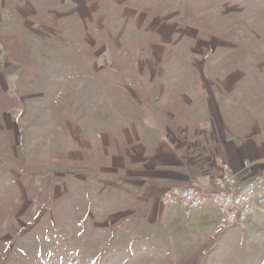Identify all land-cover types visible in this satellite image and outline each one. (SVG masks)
<instances>
[{"label":"rangeland","instance_id":"374dc122","mask_svg":"<svg viewBox=\"0 0 264 264\" xmlns=\"http://www.w3.org/2000/svg\"><path fill=\"white\" fill-rule=\"evenodd\" d=\"M261 80L264 0H0V264H264V214H160L159 163L199 153L147 137Z\"/></svg>","mask_w":264,"mask_h":264},{"label":"crops","instance_id":"0c3cea01","mask_svg":"<svg viewBox=\"0 0 264 264\" xmlns=\"http://www.w3.org/2000/svg\"><path fill=\"white\" fill-rule=\"evenodd\" d=\"M253 81L255 80H249V82ZM261 82V87L257 89L261 96L258 100L253 95L254 92H257L255 88L253 90L248 87H236L237 83L227 84L232 88L227 86L217 88L215 92L221 96V102L217 103V97H214L216 101L214 113H211L210 117L208 113L205 116H200L199 126L193 130L184 129L177 130V132L173 130L169 131L167 135L161 133L159 135L161 141L156 133L147 134V137H154L156 141L161 142L157 147L161 150L173 151L182 148L193 149L199 153V159L195 162H181L175 159L176 157L172 153V156L162 159L159 163L160 169L158 173L155 172L154 179L160 182L156 191L160 193L158 202L161 215L171 216L177 220L184 216L196 228L208 225L214 230L220 215L215 204L209 202L187 217L182 208L177 207L166 211L162 207L161 197L164 191L174 186L185 187L196 182L212 190L215 179L221 173L218 162L220 159L239 174V180L242 182L264 172V80ZM227 93H231L233 98L235 95L241 96V98L239 100H232L230 96L226 98ZM198 105L205 106L200 103ZM175 142L181 145L175 147L172 145ZM138 176L136 178L140 181L147 179L142 173H139ZM137 188L138 186L136 189H125V194L134 193L135 197H150L151 194L147 188L145 191ZM262 214H264V208L252 217L253 221L256 220V216Z\"/></svg>","mask_w":264,"mask_h":264},{"label":"built area","instance_id":"2783aa9c","mask_svg":"<svg viewBox=\"0 0 264 264\" xmlns=\"http://www.w3.org/2000/svg\"><path fill=\"white\" fill-rule=\"evenodd\" d=\"M218 162L221 173L212 190L196 182L185 187H171L161 197L166 211L179 207L187 217L209 202L215 204L220 215L212 239L219 238L232 226L243 228L246 221L264 206V172L242 182L239 174L225 161L220 159Z\"/></svg>","mask_w":264,"mask_h":264}]
</instances>
